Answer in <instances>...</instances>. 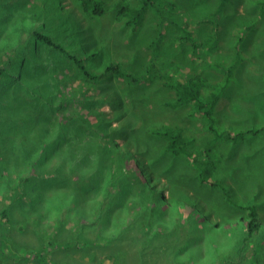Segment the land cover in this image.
Listing matches in <instances>:
<instances>
[{"label":"trees","instance_id":"trees-1","mask_svg":"<svg viewBox=\"0 0 264 264\" xmlns=\"http://www.w3.org/2000/svg\"><path fill=\"white\" fill-rule=\"evenodd\" d=\"M73 1L70 13L63 0L13 3L20 21L14 35L10 30L2 31L7 22H15L14 14L0 22V42H6L0 47V193L4 201H9L3 218L7 220L13 206L18 205L36 224L44 220L58 227L98 228L109 241L127 239H119L118 229H136L152 245L160 236L179 240L176 232H183L191 246L206 230L217 233L229 222L238 226L235 236L239 235L241 241H250L256 235L264 242V204L246 196L235 171L225 166L226 156L218 158L214 151L204 150L203 158L197 157L195 140L186 137L183 128L175 124L152 129L155 137L166 140L163 148L173 156L174 167L177 158L191 161L196 181L192 179L191 185L210 183L218 191H213L217 198L213 204L199 203L200 198L167 166L160 165L164 170L159 174L151 162L130 149L128 142L120 143L121 133L112 127L108 114L99 110L106 102L115 107L122 97L113 79L124 80L139 91L146 89V83H159L162 88L158 90L174 91L176 99L170 103L173 109H186L190 103L188 110L197 115H211L222 95L215 91L206 94V84L194 77L166 81L170 78L161 70L148 68L138 76L127 72L120 63H101L103 49L90 39L83 45L73 32L84 33L85 17L93 27L91 19L99 20L107 14V1ZM141 2L137 8L128 4L120 11L136 27L144 20L152 0ZM13 39L17 41L16 48H11ZM90 62L95 64L89 67ZM64 80L74 85L72 91H65ZM97 101L100 103L95 104ZM79 104L85 109L84 115L76 109ZM140 108L145 112L146 103ZM210 129L216 138L236 143L234 148L241 145V140H256L264 135V127L239 134L230 130L219 133L214 126ZM155 161L159 163L161 159ZM220 165L225 174L218 178ZM102 176L104 182L98 183ZM232 179L236 186L227 183ZM4 181L8 182L6 187ZM231 195L240 200H232ZM220 196L227 197L236 208L234 215L218 203ZM181 209L190 211L187 217ZM177 215L183 219L182 226ZM92 217L98 220V226L90 224ZM199 218L202 227L197 223ZM112 223L117 228L110 233ZM256 245L263 248L260 241ZM234 250L240 251L237 244ZM44 264L49 263L44 260Z\"/></svg>","mask_w":264,"mask_h":264},{"label":"rangeland","instance_id":"rangeland-1","mask_svg":"<svg viewBox=\"0 0 264 264\" xmlns=\"http://www.w3.org/2000/svg\"><path fill=\"white\" fill-rule=\"evenodd\" d=\"M106 1L109 8L106 15L99 20L91 19L93 27L85 17L84 33L73 32L83 45L90 39L103 49L101 63H120L127 72L138 76L148 68L161 70L170 78L166 81L194 77L206 84V90L203 89L206 94L215 91L222 95L211 115H197L188 110L190 103L185 105L186 109H173L170 103L176 99L174 91L158 90L162 88L159 83H146V89L139 91L124 80L113 79L112 84L122 97L115 107L106 102L99 110L108 114L112 127L123 135V139L118 138L120 143L128 142L130 149L151 162L159 174L164 170L160 165L167 166L179 182L200 198L199 203L213 204L217 199L213 191L217 190L210 183L191 185L190 181H195L191 161L177 158L174 167L173 156L163 148L166 140L152 133V129L162 124H175L183 128L186 137L195 140L197 157L203 158L204 150L214 151L218 158L226 156L225 166L235 171L246 196L264 204V135L256 140H241V145L234 148L236 143L216 138L210 129L214 126L219 133L230 130L239 134L264 127V0H152L138 27L129 24L130 17L125 18L120 11L128 4L137 8L143 0ZM21 2L0 0L3 12L0 22L11 13L15 20V25L7 22L2 31L17 34L20 21L13 3ZM63 5L67 10L73 9L74 1L63 0ZM5 45L6 42H0V47ZM17 46L13 39L11 48ZM91 64L95 62H90L89 67ZM163 64L167 67L163 68ZM62 85L67 92L74 89L69 81L64 80ZM144 103L146 111L142 112L140 107ZM132 104L137 107L132 108ZM78 106L77 111L84 115L85 109L81 104ZM159 158L158 163L155 160ZM224 174L220 165L217 177ZM226 181L236 186L233 179ZM103 182L102 176L98 183ZM6 184L4 181L5 187ZM231 199L240 200L233 195ZM8 202L0 193V264H44V260L49 264H264V242L256 235L250 241H241L239 235L235 236L238 226L229 222L217 233L203 232L194 246L183 232H176L179 240L160 236L152 245L146 242L148 238L143 232L116 230L115 223L108 231L116 230L119 239H127L109 241L100 229L81 225L58 227L44 220L36 224L18 205L13 206L6 220L3 210ZM218 203L234 215L236 208L227 197L220 196ZM180 212L185 217L190 213L183 209ZM177 222L182 226L180 215ZM197 223L202 227L200 218ZM90 224L98 226V220L92 217ZM257 241L263 243L262 249H258ZM236 244L239 252L234 250Z\"/></svg>","mask_w":264,"mask_h":264},{"label":"bare ground","instance_id":"bare-ground-1","mask_svg":"<svg viewBox=\"0 0 264 264\" xmlns=\"http://www.w3.org/2000/svg\"><path fill=\"white\" fill-rule=\"evenodd\" d=\"M148 7V6H147ZM123 60V59H122ZM129 122H130V120H128ZM121 146V145H120ZM131 149H132V147H131ZM152 261H153V259H151Z\"/></svg>","mask_w":264,"mask_h":264}]
</instances>
